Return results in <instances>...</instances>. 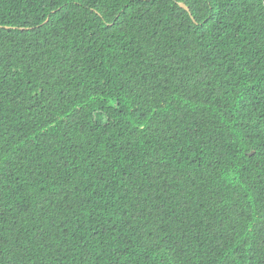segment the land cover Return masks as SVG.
Returning a JSON list of instances; mask_svg holds the SVG:
<instances>
[{"label": "trees", "instance_id": "trees-1", "mask_svg": "<svg viewBox=\"0 0 264 264\" xmlns=\"http://www.w3.org/2000/svg\"><path fill=\"white\" fill-rule=\"evenodd\" d=\"M0 264H264V0H0Z\"/></svg>", "mask_w": 264, "mask_h": 264}, {"label": "water", "instance_id": "water-1", "mask_svg": "<svg viewBox=\"0 0 264 264\" xmlns=\"http://www.w3.org/2000/svg\"><path fill=\"white\" fill-rule=\"evenodd\" d=\"M180 7L184 8L187 11H189V8L183 3H180Z\"/></svg>", "mask_w": 264, "mask_h": 264}]
</instances>
